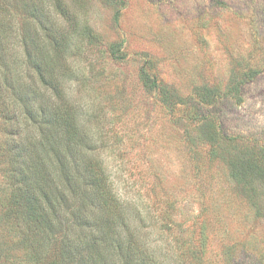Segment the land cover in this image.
I'll list each match as a JSON object with an SVG mask.
<instances>
[{
    "label": "rangeland",
    "instance_id": "1",
    "mask_svg": "<svg viewBox=\"0 0 264 264\" xmlns=\"http://www.w3.org/2000/svg\"><path fill=\"white\" fill-rule=\"evenodd\" d=\"M0 20V77L72 74L89 112L105 109L94 130L114 138L104 152L124 200L155 218L172 200L186 220L206 204L204 264H227L226 245L230 264L264 262V182L231 178L264 168V0H0ZM3 103L0 153L14 126ZM190 223L157 239L172 260L175 240L197 239Z\"/></svg>",
    "mask_w": 264,
    "mask_h": 264
},
{
    "label": "trees",
    "instance_id": "2",
    "mask_svg": "<svg viewBox=\"0 0 264 264\" xmlns=\"http://www.w3.org/2000/svg\"><path fill=\"white\" fill-rule=\"evenodd\" d=\"M69 48L64 45L63 51ZM112 54L118 56L114 50ZM32 62L39 68L37 61ZM76 78L52 71H38L29 84L9 74L0 77L3 105H14L11 116L5 106L7 121L14 126L0 153L6 172L0 196V264L208 262L205 254L212 242L206 235L208 219L201 213L208 205L202 204L201 212L186 220L191 209L172 200L162 205L158 218L124 200L104 152L112 148L114 138L111 132L98 136L94 130L105 109L89 112V104L81 102L82 85L69 89ZM141 78L150 81L146 73ZM231 178L242 188L256 180L264 182V168L252 180L235 170ZM188 221L192 227L197 224V239L175 240L180 251L172 260L171 250L157 239ZM226 248L223 253L230 264L236 256L233 248Z\"/></svg>",
    "mask_w": 264,
    "mask_h": 264
}]
</instances>
